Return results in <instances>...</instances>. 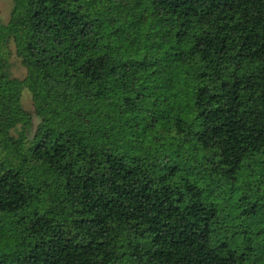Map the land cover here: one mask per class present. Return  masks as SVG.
<instances>
[{
	"label": "trees",
	"instance_id": "16d2710c",
	"mask_svg": "<svg viewBox=\"0 0 264 264\" xmlns=\"http://www.w3.org/2000/svg\"><path fill=\"white\" fill-rule=\"evenodd\" d=\"M12 1L0 264H264V0Z\"/></svg>",
	"mask_w": 264,
	"mask_h": 264
},
{
	"label": "rangeland",
	"instance_id": "374dc122",
	"mask_svg": "<svg viewBox=\"0 0 264 264\" xmlns=\"http://www.w3.org/2000/svg\"><path fill=\"white\" fill-rule=\"evenodd\" d=\"M12 5H13L12 0H0V16L2 21L4 22L8 21ZM11 62H12L13 74L19 78H23L26 74V70L20 63V60L18 59L14 51L11 54ZM23 102L28 110L33 111L31 94L27 90L24 91ZM38 120H39L38 117L34 115V124H37Z\"/></svg>",
	"mask_w": 264,
	"mask_h": 264
}]
</instances>
